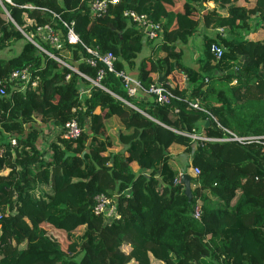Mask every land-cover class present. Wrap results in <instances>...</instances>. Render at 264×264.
<instances>
[{"label": "trees", "instance_id": "trees-1", "mask_svg": "<svg viewBox=\"0 0 264 264\" xmlns=\"http://www.w3.org/2000/svg\"><path fill=\"white\" fill-rule=\"evenodd\" d=\"M124 9L157 21L161 39H143ZM57 17L85 46L110 51L116 71L174 98L128 97L80 44L56 50L33 37L89 79L103 68L93 85L20 32L47 24L63 37ZM199 25L221 33L202 37L192 67L183 55ZM17 42V54L2 55ZM20 68L37 75L35 87L8 81ZM0 86V264H264V144L184 134L264 136V0H118L96 17L85 0H0ZM71 119L78 136L57 132L47 158L35 144L40 124L60 130ZM98 194L115 195L109 222L92 212Z\"/></svg>", "mask_w": 264, "mask_h": 264}, {"label": "built area", "instance_id": "built-area-1", "mask_svg": "<svg viewBox=\"0 0 264 264\" xmlns=\"http://www.w3.org/2000/svg\"><path fill=\"white\" fill-rule=\"evenodd\" d=\"M85 2L88 8L89 15L96 17L106 11V7L108 4H117L118 0H85ZM22 7L31 8L32 6L29 4H24L22 5ZM121 16L126 18L134 25L137 31L142 35L143 39L151 40L154 42L161 39V35H162L161 25L157 21L151 19L147 14L143 12H137L133 9H124L123 11H121ZM58 20L65 29L63 37L61 36L60 31L54 30L50 25L47 24L42 26H37L33 32L24 33L21 30L20 32L25 37V39L28 40L36 48L37 51L61 63L62 65L68 67L69 69L73 70L76 73L78 72L75 69L71 68L65 62H63L57 55L50 52L33 37L37 36L41 42L48 44L50 47L56 50L62 48L64 41L69 44H80L89 54V56L85 59V62L91 67L99 63L107 71L113 72L115 76L120 78L122 86L128 97H134L138 92H142L147 95H152L155 101L158 103H168L170 98H174V95L164 87L158 85H150L147 88H145L140 84V81L136 77L130 75L129 73L123 70L116 71L113 68V62L115 60V57L110 51L100 52L99 50H97V48H90L85 46L73 31L71 23H66L60 20L59 18ZM214 30L215 33L217 32L221 33L220 28ZM221 50L222 49L215 44H211L209 47V51L216 59L220 57ZM78 74L84 79L88 80L93 85L99 86L98 80L103 74V68H99L97 70L96 78L94 80L89 79L88 77L84 76L81 73ZM65 78H68V75H66ZM8 81L10 82L17 81L19 85V89H24L27 86L35 87L38 81V77L37 75H31V73L27 68H20V69L12 70L9 73ZM0 95H4V86H0ZM121 101L126 105L132 107L133 109H136L129 102L125 100H121ZM187 103L190 107L195 109H200L206 112L207 114H209L207 111L198 107L194 100L187 101ZM211 118L216 122L213 116H211ZM57 132L62 138H66V139L75 138L79 134V127L76 121L74 119H71L67 121L60 130H57ZM227 133H228V137L225 138H206L196 135L193 132L188 134L184 133V134L192 139H215L222 141H233L240 144H245L249 142H255V143L257 142L260 144H264V140H263L264 136H236L231 132L227 131ZM9 143L10 144L15 143V138L13 136L9 138ZM190 172L193 175L197 174L198 169L196 167H193L192 169H190ZM94 200L95 201L93 204L92 212L95 215L101 216L104 222H109L113 218L117 217L115 195L112 197H108L105 196L104 194H98L95 196ZM193 216L194 217L198 216L197 209H195Z\"/></svg>", "mask_w": 264, "mask_h": 264}, {"label": "crops", "instance_id": "crops-1", "mask_svg": "<svg viewBox=\"0 0 264 264\" xmlns=\"http://www.w3.org/2000/svg\"><path fill=\"white\" fill-rule=\"evenodd\" d=\"M206 5L207 6H212V3L211 2H207ZM206 30L209 33V31H208L209 29H206ZM202 37H203L202 35L201 36H198V32L196 31V34L194 36L190 37L188 43L186 44L185 53L187 54V51H190L191 50V49L189 50V48L192 47V43L193 42L195 43L196 40H200V43H201ZM19 47H20V43L17 42L12 47L6 48L3 51H1L2 52V55H4L5 57H9V56L15 55V54L18 53ZM148 51H149V48L146 45H144L142 47L141 53L143 55H146L148 53ZM124 69H125L124 71H126L130 75L135 76V72L133 70H129L128 68H124ZM174 80L175 81H178L179 84L181 85V81H182V78L181 77L175 78ZM82 88L84 89L83 92H85L88 89V87H86V86H84ZM136 96H139L143 100L150 99V97L147 94H144V93H141V94L138 93ZM97 111H98V109L95 110V112H97ZM39 128L42 130V133L39 136V138H37L35 144H36L37 148H39L40 150L43 151V149L45 147H47V144L50 141L55 140V135L57 134V129H54L52 127V124H50V123H47L46 125H41L40 124ZM43 134L48 135V137L44 136ZM50 134H54V138H51L50 137ZM46 151L47 150H44L43 151V154L48 158V153H46Z\"/></svg>", "mask_w": 264, "mask_h": 264}, {"label": "rangeland", "instance_id": "rangeland-1", "mask_svg": "<svg viewBox=\"0 0 264 264\" xmlns=\"http://www.w3.org/2000/svg\"><path fill=\"white\" fill-rule=\"evenodd\" d=\"M197 32H198V36H213L215 35V30L214 29H209V33L207 32V30L202 26V25H199L198 28H197ZM202 42V40H201ZM200 46H201V43H200V40H196L195 43L193 42L192 43V47L189 48L190 51H187V54L185 53V50H184V55H183V59L185 62L189 63V65H191L192 67H196L195 65V62H196V59H197V56H198V53L200 51ZM143 55L141 52L139 53V57ZM83 86H86L85 84L82 83ZM44 136L48 137V135H45L43 134ZM56 136V135H55ZM50 137L51 138H54V134H50ZM190 169L192 168H188L187 170L190 172ZM36 239H39V237L36 235Z\"/></svg>", "mask_w": 264, "mask_h": 264}, {"label": "water", "instance_id": "water-1", "mask_svg": "<svg viewBox=\"0 0 264 264\" xmlns=\"http://www.w3.org/2000/svg\"><path fill=\"white\" fill-rule=\"evenodd\" d=\"M163 77L161 76L159 79H158V82H160V80L162 79ZM205 125L208 124V120H205ZM181 176V182L183 184V192L184 194L187 196V198L189 199L190 198V186H189V179H190V176L187 174V173H183L180 175Z\"/></svg>", "mask_w": 264, "mask_h": 264}]
</instances>
